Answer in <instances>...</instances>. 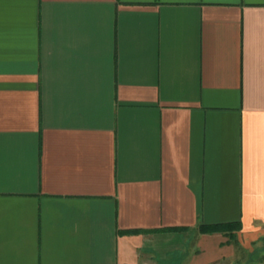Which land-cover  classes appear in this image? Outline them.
<instances>
[{
	"label": "crops",
	"instance_id": "obj_1",
	"mask_svg": "<svg viewBox=\"0 0 264 264\" xmlns=\"http://www.w3.org/2000/svg\"><path fill=\"white\" fill-rule=\"evenodd\" d=\"M239 248L264 264V0H0V264Z\"/></svg>",
	"mask_w": 264,
	"mask_h": 264
},
{
	"label": "trees",
	"instance_id": "obj_2",
	"mask_svg": "<svg viewBox=\"0 0 264 264\" xmlns=\"http://www.w3.org/2000/svg\"><path fill=\"white\" fill-rule=\"evenodd\" d=\"M241 224L239 221L225 222V223H215V224H200L198 229L203 233H212L217 231H224L230 237L234 238V231L239 230Z\"/></svg>",
	"mask_w": 264,
	"mask_h": 264
},
{
	"label": "rangeland",
	"instance_id": "obj_3",
	"mask_svg": "<svg viewBox=\"0 0 264 264\" xmlns=\"http://www.w3.org/2000/svg\"><path fill=\"white\" fill-rule=\"evenodd\" d=\"M253 253V252H252ZM252 253L247 250L240 249L238 251V260L235 264H260L258 259L252 258Z\"/></svg>",
	"mask_w": 264,
	"mask_h": 264
}]
</instances>
